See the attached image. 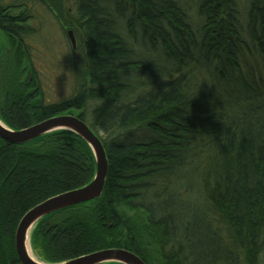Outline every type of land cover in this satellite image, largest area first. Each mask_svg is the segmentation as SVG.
<instances>
[{
    "label": "trees",
    "instance_id": "obj_1",
    "mask_svg": "<svg viewBox=\"0 0 264 264\" xmlns=\"http://www.w3.org/2000/svg\"><path fill=\"white\" fill-rule=\"evenodd\" d=\"M3 1L0 120L20 130L78 115L108 161L98 199L36 225L40 261L119 246L145 264H264V0H48L77 55L75 92L44 106L26 64L34 0ZM12 9L23 20L3 16ZM94 173L72 133L0 139V264H20L29 210Z\"/></svg>",
    "mask_w": 264,
    "mask_h": 264
},
{
    "label": "water",
    "instance_id": "obj_2",
    "mask_svg": "<svg viewBox=\"0 0 264 264\" xmlns=\"http://www.w3.org/2000/svg\"><path fill=\"white\" fill-rule=\"evenodd\" d=\"M68 37L72 47L75 48V39L71 31L68 32ZM29 75L30 73L28 76ZM60 131L72 133L85 142L94 157L95 173L92 180L87 185L48 198L29 210L21 218L14 237L15 251L20 264H46L45 262H39L38 260L33 259L28 252V250H30V235L32 231L42 219L55 212L98 199L101 196L105 185L108 161L100 138L79 119L78 115H60L51 117L20 130H11L0 121V139L11 145L27 144L47 134ZM58 264L145 263L138 258V256L127 250L106 249Z\"/></svg>",
    "mask_w": 264,
    "mask_h": 264
},
{
    "label": "rangeland",
    "instance_id": "obj_3",
    "mask_svg": "<svg viewBox=\"0 0 264 264\" xmlns=\"http://www.w3.org/2000/svg\"><path fill=\"white\" fill-rule=\"evenodd\" d=\"M239 1H241L242 4L246 5V0H239ZM9 2L17 3L19 1L15 0V2H14V0H4L1 3L7 4ZM39 2L40 1H37V3H35L34 7H33V12L39 18L38 19L36 18V20L34 22H31V23H33V26L38 25V27H39V25H40L41 28L46 30L44 37H46V38L48 37L49 39H51L50 36L54 37V35H50V34H51V32H53V34L55 33V31H56L55 27H57V26H56L55 22L53 21V19L51 18L50 13L49 12L47 13V11H46L47 8H44L45 5H43L42 3H39ZM43 17H44V19H43ZM42 19H43V26H42ZM57 38H58V40H60V36H58ZM36 39L39 40L38 41L39 46L43 47L46 50V52L48 53V47H47L46 39L41 38V37H36L35 41H36ZM29 40L32 43L35 42L33 40V38H29ZM65 40L66 39L64 37V33L61 31V48H60L61 52H59L58 48L56 49L57 50L56 52H59L58 60L56 59L57 61L54 58L52 59V57L50 56L49 60H47L46 62H42V65H40L38 63L36 65V69L40 72L38 74L40 75L39 77L42 80V86L44 89L43 91L44 92L47 91V92H45L46 93L45 96L47 98L48 97L50 98V99H45L46 104L49 102L54 103V102L61 101V99L72 96V93L75 92L72 69H73V60L75 59V56L77 54L75 53V56H74L71 53V51L68 48V45L65 42ZM51 46H52V44H51ZM51 48L53 50V47H51ZM5 52H6V49H5ZM5 52H3V54ZM33 52L34 53H32V59H34L35 50ZM56 52H54V53H56ZM7 53H8L7 57L11 56V55L14 56L12 53H9V52H7ZM142 53L145 54V51H142ZM25 80H27V79H25ZM89 107H92V106H89ZM63 115H71L72 116L73 114L71 113V114H63ZM112 249L122 250V247L114 246ZM30 251L36 260H38L39 262H42L35 255L36 253L34 252V250L32 248L31 235H30ZM46 264H50V263H46ZM51 264H58V263H51Z\"/></svg>",
    "mask_w": 264,
    "mask_h": 264
},
{
    "label": "flooded vegetation",
    "instance_id": "obj_4",
    "mask_svg": "<svg viewBox=\"0 0 264 264\" xmlns=\"http://www.w3.org/2000/svg\"><path fill=\"white\" fill-rule=\"evenodd\" d=\"M37 1H40L39 3H42L43 5H45L44 8H47V10H46L47 13L48 12L50 13L51 18L53 19V21L55 22V24L57 26V27H55V29H56L55 33L53 34V32H51V34H50V35H54V37L53 36H50L51 39H49L48 37L47 38L44 37L45 36V32H46L45 29L41 28L40 25H39V27H38V25L37 26H33V23H31V22H34L36 20V18L37 19L39 18L33 12L34 4L37 3ZM31 5H32V7L30 9L31 12L30 13L26 12V16L24 14L25 18L26 19L28 18L30 20L29 22L27 21L28 23L27 22L25 23V25H26L25 30L28 33L29 38H33L34 41H35V38L36 37L45 38L46 39V42H47V47H48V53H47L46 50L43 47H40L39 46V44H38V41L39 40L38 39H36V41L33 42V43L30 41L31 39L30 40L28 39V41L26 43V45L28 46V51H29V57H27L28 61L26 60V64H27L28 67H30V69L32 71V76L34 77L35 72L37 74L40 73L36 69L37 63L40 64V65H42V62H46L47 60H49V57L50 56L52 57V59L54 58L55 60L56 59L58 60L59 52H61L60 51V48H61V27L59 26V24L57 23V21L55 20V18L53 17V15L50 12L51 6H50V3H49L48 0H34ZM19 13H20L19 11H16V10L13 11V9H12L9 13H4L3 16L9 15V16L13 17L14 19H19V18L22 17L21 14H19ZM21 19L23 20V18H21ZM43 19H44V17H43ZM43 19H42V26H43ZM69 31L72 32L73 37L75 39V48L72 47V49L75 50L76 49V38H75L74 32L71 29H69V30L66 31V36L68 37V32ZM58 36H60V40H58V38H57ZM0 39H1V32H0ZM68 39H69V37H68ZM0 42H1V40H0ZM51 44H52V46H51ZM4 46H5L4 44L1 45V43H0V54H1L0 60L2 59L3 52H5V51H2L1 49L2 48H5L6 49V47H4ZM51 47H53V50H52ZM57 48L59 49V52H56L57 51L56 50ZM34 50H35L34 59H32V53H34L33 52ZM6 51H8V50H6ZM54 52H56V53H54ZM33 81L37 84L38 89H41V91L43 92L44 99H42L43 96H42L41 93L39 94V96L40 97L42 96L41 99L44 100V102L41 103V106H44V104H46L45 103V99H50L49 97L47 98L45 96V94H46L45 92H47V91H45V92L43 91L44 89H43L42 80H41L40 77H38V78H35L34 77L33 78ZM33 104L38 106L37 101L33 102ZM60 115L61 114H59L57 116H60Z\"/></svg>",
    "mask_w": 264,
    "mask_h": 264
},
{
    "label": "bare ground",
    "instance_id": "obj_5",
    "mask_svg": "<svg viewBox=\"0 0 264 264\" xmlns=\"http://www.w3.org/2000/svg\"><path fill=\"white\" fill-rule=\"evenodd\" d=\"M28 252H29L30 256H31L33 259H35L34 256L31 254L30 250H28Z\"/></svg>",
    "mask_w": 264,
    "mask_h": 264
}]
</instances>
